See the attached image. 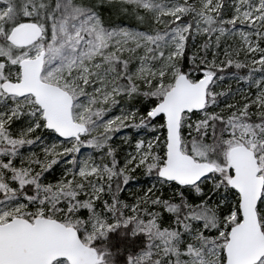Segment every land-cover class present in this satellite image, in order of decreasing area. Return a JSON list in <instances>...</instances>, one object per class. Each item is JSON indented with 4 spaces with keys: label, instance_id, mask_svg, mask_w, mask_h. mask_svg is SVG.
<instances>
[{
    "label": "snow or ice",
    "instance_id": "1",
    "mask_svg": "<svg viewBox=\"0 0 264 264\" xmlns=\"http://www.w3.org/2000/svg\"><path fill=\"white\" fill-rule=\"evenodd\" d=\"M0 264H264V0H0Z\"/></svg>",
    "mask_w": 264,
    "mask_h": 264
},
{
    "label": "rangeland",
    "instance_id": "2",
    "mask_svg": "<svg viewBox=\"0 0 264 264\" xmlns=\"http://www.w3.org/2000/svg\"><path fill=\"white\" fill-rule=\"evenodd\" d=\"M131 130L130 129H124L122 130L121 134L120 135H127L129 134ZM143 133H141V137H143ZM148 138H151L150 136ZM37 151H39V149H36ZM84 151H87L86 149H82V152ZM128 151H132L131 148L128 149ZM59 174V166H57V169H56V173L55 175H58ZM54 176H49L48 179H53ZM150 184V181L147 177H144V176H140L139 180L138 181H134L132 182L131 186H130V190H126L124 192L121 193V197L122 199H126L128 200L129 202H131L132 200V192H135L137 191L138 189H146Z\"/></svg>",
    "mask_w": 264,
    "mask_h": 264
},
{
    "label": "trees",
    "instance_id": "3",
    "mask_svg": "<svg viewBox=\"0 0 264 264\" xmlns=\"http://www.w3.org/2000/svg\"><path fill=\"white\" fill-rule=\"evenodd\" d=\"M111 238L114 239V240H116V241H119L121 243L124 242V238L123 237H120L119 236V233H112L111 234Z\"/></svg>",
    "mask_w": 264,
    "mask_h": 264
}]
</instances>
